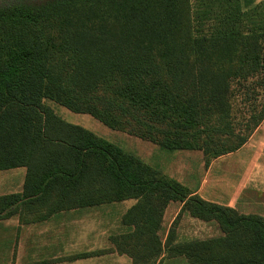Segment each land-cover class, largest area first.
<instances>
[{"label": "trees", "instance_id": "1", "mask_svg": "<svg viewBox=\"0 0 264 264\" xmlns=\"http://www.w3.org/2000/svg\"><path fill=\"white\" fill-rule=\"evenodd\" d=\"M46 100L162 150L200 152L208 167L264 121V0H0V172L25 170L21 192L0 196V220L132 200L109 250L132 264H264V217L202 200ZM169 203L181 210L163 245ZM183 214L221 236L172 246Z\"/></svg>", "mask_w": 264, "mask_h": 264}, {"label": "crops", "instance_id": "2", "mask_svg": "<svg viewBox=\"0 0 264 264\" xmlns=\"http://www.w3.org/2000/svg\"><path fill=\"white\" fill-rule=\"evenodd\" d=\"M186 169L185 173L187 176L185 174L180 179L171 178L197 194L202 200L232 209L241 215L264 217V121L238 151L212 160L208 167H205L202 161L198 167L199 171L195 174L189 167ZM8 171H18L21 176V184L16 191L4 193L0 196L18 194L22 189L25 170L18 168ZM134 203L136 202L132 201L126 204L127 206L122 216ZM102 207H105V205L64 212L52 218L78 215ZM180 210V203H169L163 213L158 232L163 245L167 241L169 230L172 228ZM52 218L44 222L28 225L19 224L16 216L0 220V264H13V262L15 264H108L109 259L112 264H132L131 259L126 255H119L115 252L101 253L98 252V248L88 250L86 249L88 246L85 244L78 245L80 250L71 252L66 249L68 252L64 251V243L68 245L71 241L66 242L67 239L63 237L56 239L45 238L42 236L43 232L40 231V229L50 223ZM83 221H72L70 225L74 226L77 223L79 226ZM65 225L63 223L61 228H64ZM180 230L182 232L186 230L187 233L180 235ZM174 231V237L170 241L172 246L221 236L214 222H201L190 218L186 214L181 215L178 227ZM54 242L56 243L55 245L51 244L47 247H55L56 252L58 251L57 253L49 252L44 248V245ZM72 243H70L71 246ZM96 252L98 254H94ZM84 254H88V256L82 259L69 260ZM159 260L182 261L188 264L182 257L167 258L166 254L162 255ZM45 261L52 262L47 263Z\"/></svg>", "mask_w": 264, "mask_h": 264}, {"label": "rangeland", "instance_id": "3", "mask_svg": "<svg viewBox=\"0 0 264 264\" xmlns=\"http://www.w3.org/2000/svg\"><path fill=\"white\" fill-rule=\"evenodd\" d=\"M258 103H260V98L258 99ZM44 104L67 123L78 125L96 136L108 141L109 143L114 144L127 153L141 159L151 167L158 169L167 177H175L177 179L183 178L186 174V168L188 167L193 174H195L199 171L198 167L202 161L203 163L205 161L200 152L165 151L146 141L129 136L122 132L108 129L90 116L71 113L47 100L44 101ZM234 104L237 105L238 109L241 104V98L236 97L234 99ZM245 114L248 115V113ZM239 116L240 115H238L237 118H239ZM20 184L21 176L18 171L0 172V195L16 191ZM131 202L132 201H125L122 203L105 205V207L100 209H93L78 215H65L60 218H52L50 223L45 225L42 229H40V231L43 232L42 236L45 238L56 239L63 237L67 239L66 242H73L72 246L70 245L71 242L68 245L64 243L63 250L66 252L80 250V246L78 245L85 244L88 246L86 248L88 250L98 248V252L106 253L109 252L112 246L111 239L124 232V228L120 225V220L126 209V204ZM72 221H83V223L79 226L76 223L73 226L70 225ZM63 223L66 225L64 228H61ZM178 223L179 220L175 224L174 229L178 227ZM182 233L185 234L187 231L183 230V232L181 231L179 234L181 235ZM174 234L175 231L171 239H173ZM51 244L55 245L56 243L54 242L44 245V248H46L49 252H56L55 247H47ZM66 249H68V251ZM45 262L50 263L52 261ZM13 264H15V262H13ZM108 264H112L110 259ZM160 264L185 263L182 261L162 260Z\"/></svg>", "mask_w": 264, "mask_h": 264}]
</instances>
